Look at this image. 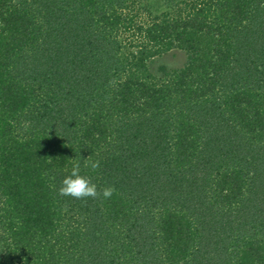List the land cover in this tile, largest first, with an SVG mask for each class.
<instances>
[{"label":"trees","instance_id":"16d2710c","mask_svg":"<svg viewBox=\"0 0 264 264\" xmlns=\"http://www.w3.org/2000/svg\"><path fill=\"white\" fill-rule=\"evenodd\" d=\"M172 4L0 0V264H264V0Z\"/></svg>","mask_w":264,"mask_h":264},{"label":"clouds","instance_id":"9594fccd","mask_svg":"<svg viewBox=\"0 0 264 264\" xmlns=\"http://www.w3.org/2000/svg\"><path fill=\"white\" fill-rule=\"evenodd\" d=\"M85 166L95 171L100 168V161L89 160ZM115 191V187L112 185L103 187L98 191L97 185L89 177L81 175L79 163L73 165L71 173L62 179L58 188L59 195L77 200H84L89 197L96 199L101 195L105 199H110Z\"/></svg>","mask_w":264,"mask_h":264},{"label":"rangeland","instance_id":"374dc122","mask_svg":"<svg viewBox=\"0 0 264 264\" xmlns=\"http://www.w3.org/2000/svg\"><path fill=\"white\" fill-rule=\"evenodd\" d=\"M154 13L171 10L172 0H141ZM190 58V54L182 49H172L148 61L150 71L157 77H165L174 70L182 68Z\"/></svg>","mask_w":264,"mask_h":264}]
</instances>
